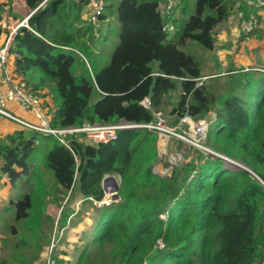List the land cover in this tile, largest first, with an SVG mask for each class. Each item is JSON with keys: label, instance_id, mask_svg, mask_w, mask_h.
<instances>
[{"label": "trees", "instance_id": "1", "mask_svg": "<svg viewBox=\"0 0 264 264\" xmlns=\"http://www.w3.org/2000/svg\"><path fill=\"white\" fill-rule=\"evenodd\" d=\"M25 4L27 16L33 13L18 28L10 53L17 75L34 90H48L54 126L148 123L179 90L168 123L215 111L208 146L254 174L178 139L171 144L185 160L170 175L155 172L162 162L159 137L146 128L118 129L107 142L76 133L70 147L56 136L21 129L0 136L10 182L30 186L11 200L17 220L35 232L45 198L60 208L67 196L93 203L88 197L105 194L104 177L120 175L119 200L94 206L93 229L74 264H264V71L231 67L207 77L202 57L192 52L193 46L215 51L218 26L237 4L247 10L245 0H104L95 20L93 0ZM113 17L119 40L108 64L99 66ZM259 29L252 36L261 38ZM145 97L150 107L140 103ZM40 142L48 148L40 164L54 182L32 166Z\"/></svg>", "mask_w": 264, "mask_h": 264}, {"label": "rangeland", "instance_id": "2", "mask_svg": "<svg viewBox=\"0 0 264 264\" xmlns=\"http://www.w3.org/2000/svg\"><path fill=\"white\" fill-rule=\"evenodd\" d=\"M162 9H164V5H162ZM28 14L29 8L25 4V0H0V22L2 23L0 40H3L9 33L10 26L23 21ZM113 19L110 20L113 21L111 22L113 30L108 32L109 41L98 63L99 66L108 64L119 40L120 25L116 18L113 17ZM218 47L221 48L222 45L217 43L215 51L202 53L200 49L192 47V52L198 54L200 58L202 57L203 71L207 77L224 75L231 67H246V69L252 68L264 71V67H259L258 69L255 64H252L253 60L248 54H244V56L251 61L250 63H237L231 54L226 56L223 52L219 53ZM46 92H48L47 89ZM179 95V90L172 93L170 104L167 106L166 111L163 112L166 118L169 116L173 105L178 101ZM214 116L215 111L209 113L207 117L212 118ZM14 132L6 129L4 132H0V136L5 137ZM90 135L94 137L100 135V133L92 131ZM89 139L94 141L91 138ZM170 147L172 151L179 150L175 141L172 142ZM39 149V154L32 159V166H40L39 169L44 173V177L46 179L50 178L51 182H54L53 173L48 169L45 170L39 160V156L41 159V155H45V151L48 149L47 145L40 142ZM192 156L193 154L186 160H190ZM165 159L166 157L163 155L161 158L162 163L156 165L154 170L163 175H170L173 168L167 167ZM236 162L240 164V162ZM226 164L231 169L240 168L238 165L228 161H226ZM7 166L6 163L0 161V264H45V258L53 239L56 242L55 256L74 264L85 244L86 233L91 232L94 226L97 214L94 203L85 199H74L67 196L63 200V208H60L57 202L50 200V198H45L41 203V227L35 232H29L23 221L17 220L14 207L10 205L11 200L30 190V186L20 182V180L17 185H12L7 174ZM167 168L168 171L166 170ZM102 185L104 186V182H102Z\"/></svg>", "mask_w": 264, "mask_h": 264}, {"label": "built area", "instance_id": "3", "mask_svg": "<svg viewBox=\"0 0 264 264\" xmlns=\"http://www.w3.org/2000/svg\"><path fill=\"white\" fill-rule=\"evenodd\" d=\"M103 5L104 0H93V6L96 10L93 20L101 12ZM245 5L247 10L237 4L234 14L239 22L241 35H244L245 41H248L264 21V0H245ZM22 25H27L26 19L10 26L9 33L0 44V121H11L19 126V130H27L43 136H56L67 147H70L71 140L69 136L76 133L85 132L88 138L93 139L94 142H107L116 137L118 129L146 128L158 134L159 157L162 158L164 155L168 163L167 167L172 168L180 165L185 160L181 152L169 150L173 139L181 140L204 154H213L223 159L227 158L211 149L207 144L209 125L214 117L196 120L186 113L175 125H170L163 112H157L155 113V119L148 123L121 120L115 124L85 123L82 126H54L51 113L52 103L50 98L44 94L45 91L32 89L21 76L15 73V68L11 67V44L18 28ZM206 78L203 77L200 80ZM140 103L145 107H150L151 100L149 97H145ZM17 110L30 113L31 116L23 117L17 113ZM92 131H98L100 135L93 137L90 135ZM227 159L228 162L238 164L233 159ZM166 170L168 171V168ZM155 172L157 171L155 170ZM114 177L120 185L121 176L114 175ZM106 188L104 187L105 194L102 199L88 197L94 203V206H109L116 201L115 197L118 195V190L115 181H107ZM160 245L163 246V243L160 242ZM55 247L56 242L53 239L45 258V264H58L55 257Z\"/></svg>", "mask_w": 264, "mask_h": 264}, {"label": "crops", "instance_id": "4", "mask_svg": "<svg viewBox=\"0 0 264 264\" xmlns=\"http://www.w3.org/2000/svg\"><path fill=\"white\" fill-rule=\"evenodd\" d=\"M259 30L263 31L261 38L252 36L248 41L242 40L238 19L235 14L231 15L228 21L217 28V43L222 45L221 48L218 47L219 53L223 52L226 56L231 54L237 63L242 64L251 62L244 56V54H248L253 60L252 64H255L258 69L264 67V21ZM1 43L2 39L0 40ZM11 67L15 68L13 58L11 59ZM17 113L23 117L31 116L30 113L21 110H17ZM6 129L14 132L19 130V126L11 121H0V132H4Z\"/></svg>", "mask_w": 264, "mask_h": 264}, {"label": "water", "instance_id": "5", "mask_svg": "<svg viewBox=\"0 0 264 264\" xmlns=\"http://www.w3.org/2000/svg\"><path fill=\"white\" fill-rule=\"evenodd\" d=\"M32 13H33V12H32ZM32 13H31V14H32ZM31 14H30V15H31ZM30 15H29V16H30ZM29 16H27L25 19L28 20ZM227 158H228V157H227ZM227 158H224V160H228ZM236 165H238V166H239L240 168H242V169H245V170H248V171L252 172V170H251L248 166H246L245 164H243V163L236 164ZM252 173H253V172H252ZM253 174H254V173H253ZM109 180L115 181L116 188H117V190H119V184L117 183V181H116L114 175H109L108 177H104L103 182H104V187H105V189H107V188H106V183H107V181H109ZM115 199H116V201L119 200V195H117V196L115 197Z\"/></svg>", "mask_w": 264, "mask_h": 264}]
</instances>
